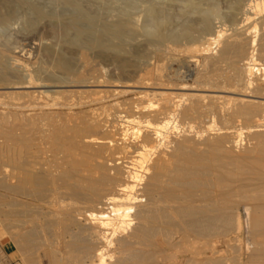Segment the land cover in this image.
<instances>
[{"label":"bare ground","instance_id":"6f19581e","mask_svg":"<svg viewBox=\"0 0 264 264\" xmlns=\"http://www.w3.org/2000/svg\"><path fill=\"white\" fill-rule=\"evenodd\" d=\"M91 1L55 0L52 8L40 0H0V45L8 47L0 48V223L26 245L30 239H48V264H232L225 251L211 250L210 242L222 238L232 246L245 224L250 254L244 261L231 258L235 264H264V206L253 201L255 191L251 203L240 194L247 187L264 188V63L255 38L264 21V0L232 1L228 25L211 1L202 9L199 38L194 35L198 23L169 26L165 5L179 0H140L137 17L129 13L131 0H101L104 10H117L108 21L112 29L127 33L115 44L82 24L95 19L87 7H95ZM252 33L249 40L243 37ZM15 35L25 40L20 51L10 48ZM184 39L190 42L181 62L189 70L197 61L194 50L207 56L218 47L223 58L245 47L248 55L236 80L240 89L213 82L192 88L176 83L175 69L167 75L165 70L168 85L158 73L146 77L137 69L149 73L157 61L172 60L171 52ZM97 60L118 62L125 87L143 89L113 121L112 112L102 116L85 110L93 95L103 91L100 100L119 92L109 89L119 84L112 82L114 66L105 74L95 67ZM224 92L237 94L229 97L231 118L248 124L221 126L206 118L208 125L195 130L184 122L208 115L204 107L218 97L225 102L230 95ZM44 117L48 120L36 123ZM22 120L28 122L22 125ZM169 129L188 132L182 131L175 149L166 152ZM238 173L247 177L239 174V179ZM211 182L220 194L211 193ZM192 238L210 244L206 248L214 257L195 248ZM162 241L173 245L172 252L165 254Z\"/></svg>","mask_w":264,"mask_h":264},{"label":"rangeland","instance_id":"374dc122","mask_svg":"<svg viewBox=\"0 0 264 264\" xmlns=\"http://www.w3.org/2000/svg\"><path fill=\"white\" fill-rule=\"evenodd\" d=\"M50 1V2H49ZM90 1V0H89ZM100 1V2H99ZM126 1H128V0H119V3L120 2H126ZM130 1V0H129ZM128 1V2H129ZM190 1L193 3H197L196 4V6H194L193 7V5H191V3H190ZM211 1L212 2H215L217 5H218V9H220L219 11L221 12V15H220V17L222 18V20L223 21H225L226 22V24L228 25V24H230L231 22H230V18H229V14H230V11H232L231 10V6H232V3L233 2H235L234 0H179V1H177L176 3L175 2H168L167 3V5H168V7L165 5V14L166 15H170V21H169V26H172V27H176L175 25H181L182 23H184V22H186V21H190V22H192V23H194L195 22V24L196 23H198V25H196L195 27H196V31L197 32H195L194 33V35H196V38H199L200 37V35H201V31L199 32V28H200V26H201V23H202V18L204 17V15H203V11H202V9H204V8H206L210 3H211ZM233 1V2H232ZM242 1V0H241ZM245 1V0H244ZM243 1V3H245ZM40 2H42V3H44V4H47L48 5V3L50 4V6L52 7V8H56V4L54 5V3H55V0H40ZM92 2V5L93 6H95V7H92L91 6V4H88L87 5V7H89V8H91L92 9V11L94 12V15H95V19L91 22V24L89 25V22L87 21L86 22V20H84V21H82V24H84V26L86 25V27H88V32L89 33H104L103 35H104V37L107 39V42L109 43L110 42V44H115V43H123V40L124 39H126V32H124L123 34L124 35H122V33H120V35L118 34V33H116L115 31H116V29H112V28H114L113 26H110L111 25V23L110 22H108L110 19H111V17L113 16V13L115 12V13H117V10H114V12H111V11H108V10H104V8L102 7V2H103V0H102V2H101V0H96V1H91ZM130 2H134V3H130L131 4V6H132V8H130L129 10V13H131V16L132 17H137L138 15H142V12H140V9H139V5H137V4H140L141 2H140V0H131ZM53 3V4H52ZM94 3H96V4H94ZM100 3V4H99ZM52 4V5H51ZM113 5H115V4H113ZM117 5V4H116ZM114 6V7H117V6ZM138 8V9H137ZM245 8V7H244ZM228 10H230V11H228ZM131 11H133V12H131ZM141 13H139V12ZM225 11V12H224ZM229 12V13H228ZM139 13V14H138ZM226 13V14H225ZM185 14V15H184ZM228 14V15H227ZM137 15V16H136ZM96 16L98 17V18H96ZM107 16V17H106ZM110 16V17H109ZM101 17V18H100ZM182 18V19H181ZM229 18V19H228ZM177 19H179V20H177ZM191 19V20H190ZM100 20V21H99ZM183 20V21H182ZM229 20V21H228ZM216 21H218L217 19H215L214 20V22H216ZM105 22V23H104ZM180 22H181V24H180ZM88 23V24H87ZM170 23H172V24H170ZM102 24V25H101ZM108 24V25H107ZM105 29V30H104ZM199 29V30H198ZM105 31V32H104ZM108 32L110 33V34H108ZM112 32V33H111ZM5 33H6V31H5ZM106 33V34H105ZM126 33V34H125ZM198 33V34H197ZM6 34H8V33H6ZM253 34V33H252ZM249 35V36H247V35H243V37H247L248 38V40L249 39H251V37L252 36H254L255 34H253V35ZM16 36V37H15ZM13 38H12V40L13 41H15L14 43H13V41H12V46L10 45V48H12L13 50H17V51H20L21 49H22V47H23V45H24V42H25V40L23 39H21L23 36L21 35V38L19 37V36H17V35H15ZM107 36V37H106ZM113 37V38H112ZM119 37V38H118ZM143 38H146V36H142V39ZM255 38L257 39V43H258V46L256 47L257 48V52H258V58H259V60H261L263 63H264V21H260L259 22V25H258V32L256 33V36H255ZM22 40V41H21ZM114 40V41H113ZM117 40V41H116ZM121 40H122V42H121ZM188 41L190 42V40H187V39H184V40H181V42H180V44H178L179 46H178V48H177V52L175 51V52H171L172 54H173V56H172V60L170 59V60H167L166 61V59L165 60H162V61H157L156 62V66L154 67V68H152V69H150V71H149V73H148V70L147 69H144L143 67H141V68H139V67H137V69H141L142 71V73L141 74H143L144 76H146V77H151V76H154L156 73H158L160 76H161V78L165 81L164 83H166V84H168V81H166L167 80V77L165 76V72H166V75H167V73L169 72L168 70H170V69H172V70H174L175 69V71L177 72V74H178V76H179V80L180 81H178V82H176V83H179V82H184V83H186V84H188L190 87H192V88H201V87H207L208 85H209V83L210 82H213V83H210V84H216V86H218L219 88H225V89H227V90H233V91H238L239 89H240V85H238L237 84V81L236 80H238L241 76V74H240V72L242 71V70H240L241 69V67H242V63H243V59H245V58H247V55H248V53H247V51H245V47H239V49L236 51V52H234V53H236V55L234 54V53H232L231 54V56L229 55V56H227V57H230V58H227V57H221V55H220V48H218V47H216V48H214L213 47V52L215 51L216 53H213V54H209V55H204V54H202V53H200V52H198V51H196V50H194V52L192 51V55L194 56L193 58L195 59V60H197L195 63H194V65L191 67V69L189 70L185 65H183L182 64V62H181V59L184 57V55H185V52H184V49H185V47H186V45L187 44H189L188 43ZM22 43V44H21ZM3 45V44H2ZM3 46H5V49L6 48H8V47H6L7 45H3ZM3 46H1L0 45V48H2ZM14 46H16V47H14ZM20 46V47H19ZM4 48V47H3ZM20 48V49H19ZM259 48V49H258ZM244 49V50H243ZM196 51V52H195ZM183 55H182V54ZM200 53V54H199ZM243 53V54H242ZM167 54V55H166ZM165 54V56H169V54L168 53H166ZM179 54V55H178ZM216 54V55H215ZM212 55V56H211ZM238 55V56H237ZM240 55V56H239ZM175 56V57H174ZM199 56V57H198ZM214 56V57H213ZM217 56H219V57H217ZM206 57H208V59L206 58ZM243 57V58H242ZM180 58V59H179ZM211 58V59H210ZM213 58V59H212ZM215 58H216V60H215ZM218 58H220V59H218ZM178 59V60H177ZM206 59V60H205ZM203 60V61H202ZM219 60V61H218ZM227 60V61H226ZM237 60V61H236ZM209 61H211V62H209ZM232 61V62H231ZM101 62V63H100ZM112 62V61H111ZM168 62V63H167ZM237 62V63H236ZM240 62V63H239ZM167 63V64H166ZM210 63V64H209ZM237 65V66H235V64ZM238 63H239V65H238ZM118 62H116V61H113V63L111 64L109 61H96V62H94V65H95V67L96 68H99L103 73L105 72V74H108L107 73V70H108V68L110 67H112L113 68V66H114V68H113V72H114V74H115V79H113L112 80V82L113 83H117L118 85L117 86H111V88H109V89H113V88H117V89H119V92H114L110 97H107V98H104V99H100L99 100V97L100 96H102L103 94H104V92L102 93V92H100L99 94L97 93V95H99V97L97 96V98H96V95L94 96L93 95V97H91V98H89L90 100H92V104L90 105V107H86L85 108V110L87 109H92L95 113H98V114H101L102 116H107L108 114H109V112H110V114H111V112H112V116L110 117V118H112V121L116 118V116L117 115H119V114H122V115H124L125 114V111L129 108L128 106H131L132 105V102L134 101V100H136V98L140 95L139 94V92H140V90H143V89H140V88H136V89H134L133 91L132 90H130V89H128L127 87H125V84H126V82H127V80H125V79H123V76H121L120 75V73H119V69H118ZM158 64H159V67H158ZM230 64H232V65H230ZM161 65H162V69H161ZM179 65H180V67H179ZM202 65H204L203 66V68H202ZM215 65V66H214ZM167 66L168 67H170L169 69L167 68ZM240 66V67H239ZM223 67H225V68H223ZM236 67V68H235ZM215 68V69H214ZM212 69V70H211ZM218 69V70H217ZM220 69V70H219ZM227 69V71H225ZM230 69H232V70H230ZM118 70V71H117ZM153 70V71H152ZM166 70V71H165ZM200 70V71H199ZM207 70V71H206ZM211 70V71H210ZM208 71H210V72H208ZM179 72V73H178ZM198 72V73H197ZM206 72V73H205ZM212 72V73H211ZM116 73H118V74H116ZM155 73V74H154ZM182 73V74H181ZM209 73V74H208ZM104 74V75H105ZM219 74H221V75H219ZM235 74V75H234ZM231 76H233V78H234V80L232 81V83H230V82H228L229 80H227V79H229V77H231ZM258 76V75H257ZM264 76V75H263ZM107 77V76H106ZM165 77V78H164ZM199 77V78H198ZM124 78H126L125 76H124ZM185 78V79H184ZM237 78V79H236ZM103 79V78H102ZM118 80V81H114V80ZM136 79H138V78H136ZM166 79V80H165ZM210 79V80H209ZM129 80V79H128ZM214 80H215V82H214ZM217 80V81H216ZM223 80H224V82H223ZM204 81V82H203ZM199 82V83H198ZM208 83V84H207ZM170 84V83H169ZM168 84V85H169ZM214 84V85H215ZM121 85V86H120ZM222 85V86H221ZM227 85V86H226ZM233 85V86H232ZM119 86V87H118ZM200 86V87H199ZM235 86V87H234ZM238 86V87H237ZM108 87L109 86H100L99 88H98V90L100 89V90H105V89H108ZM124 87V88H123ZM230 87V88H229ZM103 88V89H102ZM237 90H236V89ZM96 89V88H95ZM160 90L161 88L160 87H152L150 90ZM102 93V94H101ZM186 93H192V91H186ZM222 95H224V96H227V95H230V96H228V97H225L224 98V101L225 102H223L222 100V98L221 97H218V98H216L213 102L212 101H210L211 102V104L213 105H211L210 104V102H209V100L207 101V100H205L203 103H202V105L204 106V104L206 105L207 104V102H209V104L208 105H206L205 107H204V109H206L207 111H208V109H209V111L208 112H210L208 115H204V113L202 114V116L200 115V116H193V117H186L185 119H184V122H189L190 121V123H192V125H194L195 127V130H197V129H204L208 124H207V121H212L214 118L216 119V121L218 122V124L219 125H221V126H234L235 124V126H237V127H239V126H242V125H245V124H248V122H244V118H242V117H239L238 119H237V117H232L233 119L235 118V120H234V122H233V119L231 118V115L229 114L230 112H229V109L228 108H230V107H232L230 104H231V101H229V100H231L229 97H231V98H235V97H237V94L236 95H234V93H231V92H224V93H222ZM113 96V97H112ZM234 96V97H233ZM133 99V100H132ZM226 99V100H225ZM95 101V102H94ZM130 102V103H129ZM218 103V104H216V103ZM185 103H189V101H186ZM210 105V106H209ZM112 106V107H111ZM211 106H212V108H211ZM228 106V107H227ZM214 107V108H213ZM216 107H218V108H216ZM227 107V108H226ZM112 108V109H111ZM119 108V109H118ZM223 110H222V109ZM126 109V110H125ZM211 109H213L212 111H211ZM106 110V111H105ZM219 110V111H218ZM222 111V113H221V111ZM55 111H57V110H55ZM98 111V112H97ZM215 111H217V112H215ZM121 112V113H120ZM104 113V114H103ZM108 113V114H107ZM217 113V114H216ZM222 114V115H221ZM217 115V116H216ZM229 115H230V117H229ZM206 116V117H205ZM54 117V116H53ZM60 117H61V119H62V117H63V115H60ZM60 117L58 118L57 116H55L54 117V119H60ZM200 117V118H199ZM194 118V119H193ZM206 118H207V121H206ZM48 120V117H44L43 119H37L36 120V123L37 124H42L44 121H46V120ZM21 120V119H20ZM40 120H41V122H40ZM220 120V121H219ZM232 120V121H231ZM23 121V120H22ZM21 121V123H22V125H23V123L24 124H26L28 121H26V120H24L23 122ZM38 121V122H37ZM229 121H230V123H229ZM40 122V123H39ZM245 124H244V123ZM19 124H21L20 122H18ZM243 123V124H242ZM196 124V125H195ZM127 126H128V124H126ZM201 127V128H200ZM204 127V128H203ZM111 128H112V126H111ZM112 129H114V127L112 128ZM171 130V131H170ZM182 131H184V130H182ZM182 131H174L173 132V130L172 129H169L168 131H167V133H166V135H168L169 137H167L168 139L167 140H169V142L168 141H165V142H168V143H166V145L164 144V150L166 151V150H172V148H174L175 149V147H176V142H177V137H178V139L180 138V137H182V136H180V134L181 135H183V133H185V132H188V131H184L183 133H182ZM169 132H171V133H169ZM169 133V134H168ZM192 133H194V132H192ZM176 136V137H175ZM175 141V142H174ZM174 143H175V145H174ZM167 144H168V146H167ZM167 146V147H166ZM175 146V147H174ZM166 148H168V149H166ZM167 152V151H166ZM171 152V151H170ZM239 174H240V176H242L241 175V173H238V174H236V175H238V177H239ZM235 175V178H237L238 179V177ZM244 175H246V174H243V176L241 177V178H246L247 177V175H246V177H244ZM240 177H239V179H241ZM212 183V182H211ZM210 183V184H211ZM213 183L211 184V186H209V187H211L210 188V190L211 191H213V192H211V193H215V194H220V192H221V188H218V190H217V188H214L213 187ZM140 186H142V185H140ZM236 188L237 187H235V191H236ZM244 188V187H243ZM243 188H242V190H243ZM250 187H247V189L248 190H241L240 192H236L237 194H241L242 195V193H243V196H241L242 198H244V195L246 196L245 198H247V200L249 201V203H251L252 202V200H251V202H250V199H253L254 197H255V195H256V198H254L253 199V201L254 202H260L259 204H263V206H264V188H250L251 189V191H250V189H249ZM238 189V188H237ZM259 189L261 190L260 192H259ZM215 190V191H214ZM216 190H217V192H216ZM240 189H238L237 191H239ZM250 191V192H249ZM256 192V194H255V192ZM248 192H249V195H251V196H249L248 195ZM248 196H247V195ZM260 194V195H259ZM263 196H262V195ZM1 193H0V205H2V198H1ZM252 197V198H251ZM20 199L22 198V197H19ZM244 198V199H245ZM257 198H259L258 200H257ZM22 199H24V198H22ZM263 199V200H262ZM26 200V199H25ZM0 210H1V208H0ZM244 216H245V214L243 213V210H241V218H242V221H244ZM0 221H1V216H0ZM2 226V227H1ZM244 228H246V229H244ZM244 228L242 229V231H241V233H240V240L239 241H232L231 243H233L232 244V246H229L228 247V245H226L225 244V242H224V240L222 239V238H220V239H216L215 241L213 240V241H211L210 243H213V245L214 246H216V247H214L212 244L210 245V244H208V245H210L211 246V248L213 247L215 250L216 249H218V250H223V251H225V253H224V258L226 257V258H228L229 260H228V263H230V262H232V264L234 263H237L235 260H236V258L238 257L240 260H242V261H244V260H247L246 258H248V256H249V254H250V252H249V250L247 249V245H246V243H247V227L245 226V224H244ZM6 229H7V231H6ZM10 229H12L11 227H9L8 226V224H4V225H2V223H0V264H8L9 262H13V263H17V264H26V262H25V258L26 257H29V259L32 261L33 260V262H35L36 261V264H48V239H47V241L46 240H44L43 238H39V239H30L28 242H29V244H25L26 242H24L23 241V243H22V240H19L18 238H12V237H10V233H8L9 232V230ZM13 230V229H12ZM246 230V231H245ZM10 232H11V230H10ZM12 232H14V230L12 231ZM11 232V233H12ZM6 236V237H5ZM5 237V238H4ZM232 238H234V236H232ZM7 239V240H6ZM192 240H194V241H192ZM200 240V241H199ZM36 241V242H35ZM44 241H46V243L44 242ZM198 241V242H197ZM27 242V243H28ZM35 242V243H34ZM43 242V243H42ZM191 242H193L192 243V245L194 246V244H196V247L195 248H201L202 249V251L204 250V252H206L209 256H212V257H214V255L212 254V251L211 250H214L213 248L211 249V250H209L210 249V247L209 248H206L207 246H204V241L202 240V239H191ZM203 242V243H202ZM237 242V243H236ZM30 243L32 244V245H30ZM39 245H38V244ZM166 243V244H165ZM203 244V247H201L202 245L201 244ZM25 244V245H24ZM161 244H163L162 246H163V250L165 251V254H169L170 252H172V248H173V245H171V244H169L168 245V243L167 242H161ZM199 244V245H198ZM38 245V246H37ZM47 245V246H46ZM168 245V246H167ZM197 245H198V247H197ZM43 248H42V247ZM242 246V247H241ZM32 247V248H31ZM39 247H40V249H39ZM239 247V248H238ZM232 248V249H231ZM236 248V249H235ZM41 249H43L44 251H42ZM208 249V250H207ZM243 249V250H242ZM206 250V251H205ZM233 250L235 251V252H233ZM239 250V251H238ZM38 251V252H37ZM228 253H227V252ZM227 253V254H226ZM249 253V254H248ZM40 254V255H39ZM46 254V255H45ZM233 255V256H232ZM25 256V257H24ZM44 256V257H43ZM197 257H201V255H199V254H197L196 255ZM235 256H237V257H235ZM233 259H235L234 261L235 262H233V260H232V258ZM241 257V258H240ZM186 258H188V256H186L185 257V259H183L182 260V263H184L185 262V260H186ZM231 258V259H230ZM264 255L262 256V261L264 262Z\"/></svg>","mask_w":264,"mask_h":264},{"label":"built area","instance_id":"2783aa9c","mask_svg":"<svg viewBox=\"0 0 264 264\" xmlns=\"http://www.w3.org/2000/svg\"><path fill=\"white\" fill-rule=\"evenodd\" d=\"M8 264H17V263L9 262Z\"/></svg>","mask_w":264,"mask_h":264}]
</instances>
